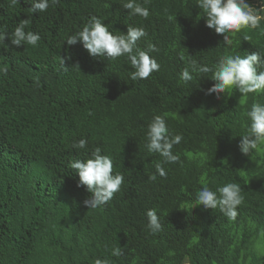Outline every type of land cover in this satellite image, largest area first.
I'll use <instances>...</instances> for the list:
<instances>
[{
	"label": "trees",
	"instance_id": "1",
	"mask_svg": "<svg viewBox=\"0 0 264 264\" xmlns=\"http://www.w3.org/2000/svg\"><path fill=\"white\" fill-rule=\"evenodd\" d=\"M123 2L59 0L33 14L28 0L11 7L0 0V31L12 33L27 19L25 30L41 36L36 47L17 48L8 38L0 44V67L8 70L0 72V92L15 97L18 114L13 129L0 131V264H264V154L239 149L250 125L245 112L264 103V93L230 89L218 99L207 94L211 73L180 79L192 61L212 67L225 54L264 50V34L242 30L228 46L227 34L206 26L196 0H148V18L130 15ZM91 16L124 33L143 27L138 47L156 46L150 55L159 70L133 81L126 57H92L82 43L68 45ZM166 113L183 139L172 150L179 160L164 164L161 177L155 165L164 158L148 151L146 132ZM81 138L87 148H74ZM95 147L112 157L124 182L106 205L88 208L91 193L77 186L70 162ZM226 183L241 186L234 221L196 205L204 184L215 191ZM153 208L162 224L155 234L146 216ZM117 246L123 254L114 257Z\"/></svg>",
	"mask_w": 264,
	"mask_h": 264
},
{
	"label": "clouds",
	"instance_id": "2",
	"mask_svg": "<svg viewBox=\"0 0 264 264\" xmlns=\"http://www.w3.org/2000/svg\"><path fill=\"white\" fill-rule=\"evenodd\" d=\"M30 11L34 13L45 12L50 4L56 5L59 0H28ZM19 3V0H10V7ZM148 0H124L122 7L129 10L130 15H138L148 18L150 10L144 4ZM196 7L200 10L199 15L205 17L206 26L214 29L217 34L224 35L226 45L233 44L232 36L246 29H261V21L264 20V0H259V7H255L247 0H196ZM29 21L22 19L12 33L0 31V44L6 38L10 44L17 48L27 44L33 47L38 45L41 36L38 32L26 31ZM147 35L143 27L128 25L127 32L110 30L100 17L91 16L82 30L68 36L65 40L68 45L77 42L82 43L90 56L107 57L108 60H116L126 57L134 69L130 73V79H147L153 72L160 68L157 60L150 53L157 51L154 44H149L146 50L138 47V41ZM248 40L250 37L245 36ZM61 65L66 68L64 59ZM6 67H0V72L7 74ZM195 74L211 73V79L215 81L213 86L207 90L208 95L220 94L230 89L239 90L242 97L248 94L264 93V50L252 51L245 55L225 54L212 66H202L192 61L180 73V79L190 82ZM15 97L9 93L0 92V131L8 133L18 122V114L14 106ZM243 102V101H241ZM167 113L155 115L148 124L146 137L149 152L159 153L164 159L155 165L156 172L166 176L164 164L175 163L179 156L173 153L174 145L183 139L180 134H173L166 122ZM250 125L245 134L240 135L239 149L242 154L252 153L264 154V103L254 102L251 108L245 112ZM88 140L81 138L73 142L76 149H86ZM70 167L78 174V187L86 186L91 196L83 203L88 208H98L106 205L114 195L120 191L124 177L120 173H113V159L110 155L103 154L100 147H95L91 155L84 160H73ZM155 179V176L152 177ZM243 202L241 186L238 183H226L211 190L207 184L196 193V205H202L205 210L219 208L229 220L234 221L238 215L237 207ZM195 205V206H196ZM147 228L153 233L162 229L160 218L155 208L146 212ZM123 249L117 246L112 249L111 255L119 257ZM95 264H110L107 259H97Z\"/></svg>",
	"mask_w": 264,
	"mask_h": 264
}]
</instances>
